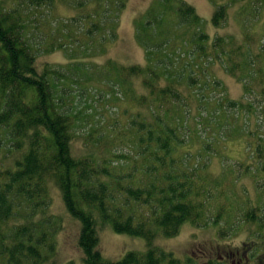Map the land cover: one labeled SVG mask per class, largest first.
<instances>
[{"label":"trees","instance_id":"obj_1","mask_svg":"<svg viewBox=\"0 0 264 264\" xmlns=\"http://www.w3.org/2000/svg\"><path fill=\"white\" fill-rule=\"evenodd\" d=\"M58 1L67 3L15 0L7 6L6 0H0V264H47L56 257L62 226L51 212L53 192H58L66 212L79 224L81 257L65 264H196L156 244L160 237L178 236L189 223L218 226L219 236L248 225L255 241L249 254L263 248V193L257 189L254 200L237 188L233 191L238 178L232 166L225 168L224 150L215 151L221 161L219 175L210 172L201 150L182 151L188 137H200L201 120L225 114L234 131L246 137L252 162L256 155L263 162L254 173L264 172V138L245 130L247 118L257 114L254 100L226 98L213 73L219 63L242 84L245 94L252 91L247 82L252 78L264 99L261 66L254 68L257 63L249 48L235 45L230 36L211 38L187 2L156 0L137 24L144 64L107 59L94 65L86 59L89 46L95 42L106 46L116 39V20L125 0H73L83 14L65 17L57 25L51 15ZM209 1L215 6L211 24L221 27L229 7L218 4L222 0ZM258 1L264 5V0ZM103 2L113 4L111 21L103 17L111 9ZM78 21H83L79 30L70 29ZM72 44L86 55L71 51ZM55 51L65 52L68 62L38 64L40 54ZM133 80L139 82L140 94ZM104 83L117 86L136 108L123 109L124 131H94L84 139L87 145L78 149L80 118L91 115H83L77 100L84 92L103 93ZM113 86L106 85L118 99ZM215 92L221 97L212 98ZM190 122L199 124L192 127ZM127 134L134 140V154L116 155L108 145L115 147ZM119 157L125 165L119 164ZM251 169L252 163L241 174ZM103 226L143 238L146 251H131L119 260L105 258L99 236ZM246 250L224 251L214 261L207 255V264H264V250L251 257Z\"/></svg>","mask_w":264,"mask_h":264},{"label":"rangeland","instance_id":"obj_2","mask_svg":"<svg viewBox=\"0 0 264 264\" xmlns=\"http://www.w3.org/2000/svg\"><path fill=\"white\" fill-rule=\"evenodd\" d=\"M156 0H125V6L118 13L117 28L115 32L117 37L111 43L103 46L92 44L89 46V55L86 59H90L91 64H102L107 59H112L118 63L124 65L144 64V50L136 40L137 24L143 19V15L149 10V8L155 3ZM194 7L196 13L201 17L204 26L203 30L211 37H216V34L222 36H230L234 38L235 45L245 44L249 48L250 58L261 66L259 74L264 78V5L258 0H222L218 4H227L228 17L221 27H214L211 24V19L215 11V6L209 0H183ZM233 1V2H232ZM59 2V1H58ZM67 3H56L53 12L52 20L54 23L59 24L63 19L71 18L72 16L78 17L83 14V10L76 7L73 0H66ZM236 2V3H235ZM15 0H6V4L14 5ZM110 3V2H109ZM103 2L105 8H111L104 14L106 21H111L113 16V4ZM75 23V22H74ZM72 22V24H74ZM83 25V21H78V26L70 29L79 30L78 28ZM176 32L173 31L172 34ZM96 38H100L99 34L95 35ZM49 39H46V41ZM63 40V39H62ZM61 41V40H59ZM82 43H79V45ZM71 51L76 52L80 57H84L86 53L79 52L74 45L70 47ZM180 47V43L177 44ZM85 48V47H84ZM85 50V49H83ZM103 50L104 52H102ZM68 62L66 53L62 51H55L49 54H40L38 56V64H65ZM261 71V72H260ZM213 73L221 83L226 98L234 101H242V99L249 98L254 100V107L257 111L256 116L252 119L247 118V124L245 130H252L254 132L261 133L264 138V99L260 95L259 86L256 82L250 78L248 84L250 85V94H245L242 84L236 79L228 75L222 67L218 64L213 66ZM103 80V79H101ZM112 88V84L104 83ZM103 85V93L95 94L84 92V94L77 100V105L82 111L83 115H91L88 118L81 117V122L77 128V147L84 148L87 139L94 134V131H112L116 134L117 131H124L123 126L127 122L126 115H123V109L135 110L134 105L126 102L122 91L117 86L115 87L117 98L110 94L111 90ZM132 86L137 94H140L141 86L137 80L132 81ZM211 97H221L218 93H213ZM212 116V115H210ZM202 125L198 129L199 136L191 135L186 139L185 147L183 150H189L196 153L201 150L202 157L206 158L208 169L214 175H219L221 169V161L218 159L216 150L225 151L226 155L224 164L225 168L232 166L234 169V175L237 181L232 184V189L237 188L238 192H243L245 196L248 195L257 200V189L263 193L264 197V172L261 173L258 170L255 171L256 165L261 167V158L257 155L255 162L250 159L254 157L247 150L245 145L246 137L238 135L234 131V124L231 123L230 118L225 114L213 115L212 119L204 118L201 120ZM196 126L199 122H195ZM195 123L190 124L195 126ZM207 124V125H206ZM90 133L89 136H87ZM215 136L217 140L212 139ZM123 142L117 144L115 147L112 144L108 146L113 150L116 155H133L131 152L132 144L134 140L130 138L129 134L123 137ZM225 139V140H223ZM250 141L249 139L247 142ZM116 159V158H114ZM119 164L125 165V159H117ZM1 161V156H0ZM242 162L243 165H239L238 162ZM262 161V160H261ZM6 162V160H3ZM252 163V169L246 174L242 175L241 172L244 167ZM259 163V164H258ZM229 169V168H228ZM237 174V175H236ZM218 177V176H216ZM231 185V184H230ZM209 194L215 196V190L212 187L209 189ZM230 199V198H229ZM231 200V199H230ZM264 200V199H263ZM54 207V208H53ZM51 212L57 216L61 224V229L57 235V255L49 261L47 264H65L69 260H79L81 252L77 245V236L79 232V224L71 218L66 212L61 198L58 192L52 194ZM218 226L209 224L206 227H195L192 224H185L182 226L178 236L171 239L158 238L156 244L163 247L166 251L172 252L175 257L185 259L190 257L196 264H207L206 257L209 255L210 260L221 259L224 255V251L236 252L240 248H245L248 256H257L261 254L263 248H257L258 251H252L249 254V249L255 248L254 237H251V229L248 225H239L236 229H232L228 235L219 236ZM100 236V248L105 258L109 260H119L124 257L125 254L131 251L144 252L146 251V243L143 238L131 237L125 234H118L113 232L109 227L103 226L99 229ZM246 245L244 246V244ZM251 244V245H250ZM262 246V245H261ZM254 261V259H253ZM252 262V260H251ZM250 262H247L249 264Z\"/></svg>","mask_w":264,"mask_h":264},{"label":"bare ground","instance_id":"obj_3","mask_svg":"<svg viewBox=\"0 0 264 264\" xmlns=\"http://www.w3.org/2000/svg\"><path fill=\"white\" fill-rule=\"evenodd\" d=\"M54 208V207H53ZM57 250V249H56ZM80 252V251H79ZM55 253H56V251H55ZM52 260H53V258H52Z\"/></svg>","mask_w":264,"mask_h":264}]
</instances>
